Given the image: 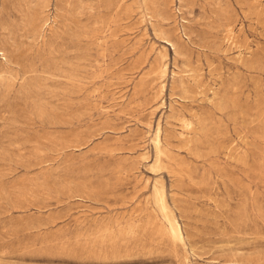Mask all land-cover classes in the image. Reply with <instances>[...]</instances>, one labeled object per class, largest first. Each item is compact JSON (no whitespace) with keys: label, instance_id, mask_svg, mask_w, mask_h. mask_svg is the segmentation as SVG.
Returning a JSON list of instances; mask_svg holds the SVG:
<instances>
[{"label":"rangeland","instance_id":"374dc122","mask_svg":"<svg viewBox=\"0 0 264 264\" xmlns=\"http://www.w3.org/2000/svg\"><path fill=\"white\" fill-rule=\"evenodd\" d=\"M0 54V264H264V0H0Z\"/></svg>","mask_w":264,"mask_h":264},{"label":"bare ground","instance_id":"6f19581e","mask_svg":"<svg viewBox=\"0 0 264 264\" xmlns=\"http://www.w3.org/2000/svg\"><path fill=\"white\" fill-rule=\"evenodd\" d=\"M235 35H236L235 32L231 29L229 31L228 41H231V40L234 41ZM0 55L3 56L2 54H0ZM3 59H5V58H3ZM185 127L188 128L189 127V124L188 125H185ZM155 143H156V146L159 147V144H160V142H159V133L156 136ZM155 198H156V203H157L158 207L160 208V211L163 213L164 218L166 219V221L168 223V227L170 229V232H171L172 237L175 240H177V241H183L182 233H181V230L179 228L178 223L173 218H171V216H170V214L168 212V206L166 204L164 190L163 189L156 188L155 189Z\"/></svg>","mask_w":264,"mask_h":264}]
</instances>
